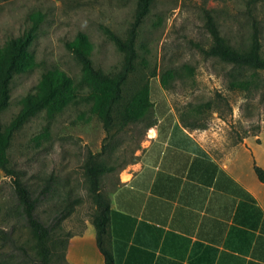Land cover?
Returning a JSON list of instances; mask_svg holds the SVG:
<instances>
[{"label":"rangeland","instance_id":"374dc122","mask_svg":"<svg viewBox=\"0 0 264 264\" xmlns=\"http://www.w3.org/2000/svg\"><path fill=\"white\" fill-rule=\"evenodd\" d=\"M245 3L246 0H155L140 26L136 42L138 64L125 87L130 93L147 83L152 106L143 122L118 132L115 128L106 132L90 109L88 89L77 85L81 68L66 50L65 42L83 32L90 42L94 66L106 73L116 72L122 55L103 28L124 36L135 0H0V45L20 35L29 25L30 15L40 12L44 16L25 70L10 84V100L1 113L2 124L9 123L17 113L24 96L37 91L43 73L64 72L77 86L58 111L43 110L30 119L15 135L9 150L12 163L33 190L38 191L47 179H52L53 190L42 198L36 210L43 223L52 224L66 191H71L72 198L81 203L74 211L82 210L91 217L94 204L88 196L82 168L89 152L99 153L98 160L114 166L113 171L102 176V191L110 198L120 180L127 178L126 165L141 160L150 145V130L155 126L176 128L183 124V118L207 125L223 121L229 130L234 127L240 134L264 129V72L245 71V77L253 81V92L231 90L224 77L229 67L206 58L197 47L210 43L203 26V8L213 11L221 34L230 44H247L250 28L244 15ZM256 6L263 27L264 55V0H258ZM185 64L193 68V73H188ZM166 69L175 73L168 89L161 85ZM207 101L215 103L212 109L196 113V106ZM14 206L9 178L0 170V231L9 232L14 226L15 244L23 245L33 257L30 231L13 212ZM2 244L0 238V255L13 254L12 264H38Z\"/></svg>","mask_w":264,"mask_h":264},{"label":"crops","instance_id":"0c3cea01","mask_svg":"<svg viewBox=\"0 0 264 264\" xmlns=\"http://www.w3.org/2000/svg\"><path fill=\"white\" fill-rule=\"evenodd\" d=\"M153 131L110 196L116 264H264V182L253 168L264 170V129L243 141L223 121ZM58 231L72 234L70 264H104L90 215L76 210Z\"/></svg>","mask_w":264,"mask_h":264},{"label":"trees","instance_id":"16d2710c","mask_svg":"<svg viewBox=\"0 0 264 264\" xmlns=\"http://www.w3.org/2000/svg\"><path fill=\"white\" fill-rule=\"evenodd\" d=\"M155 0H135L132 19L124 36L116 34L107 27L104 33L122 55L120 68L113 73H106L101 68L95 67L90 53L91 46L87 36L78 32L75 37L65 42L66 50L81 68V78L77 85L88 89L90 109L101 120L106 132L115 128L121 131L130 124L141 123L145 120L147 112L152 106L150 91L147 83L137 90L126 91L129 77L135 72L138 64L136 42L139 29L145 17L151 10ZM258 0H246L244 15L250 28L249 41L235 47L221 34L219 24L212 10L202 9L203 26L210 37L208 46L197 44L200 52L206 58H213L223 66H228L224 73L227 86L231 90L253 92V81L245 77V71L256 74L264 72V55L262 52L263 27L257 17ZM30 23L18 36L11 37L0 45V170L9 178L15 206L13 212L17 213L29 229L33 241L34 256L30 257L23 245H16L13 236L14 226L10 231H0V238L12 249L20 251L21 256L31 258L38 264H70L66 260V251L70 232L63 233L57 228L81 203L78 198H72L71 191H66V196L59 207L57 215L53 217L52 224L43 223L37 216L36 210L42 198L47 197L52 191V179H47L38 191L33 190L24 182L21 170L12 163L9 150L18 131L33 117L43 110L58 111L61 106L73 96L76 87L72 79L64 72L47 71L42 74L37 91L24 96L20 100L17 113L7 124H2L1 113L7 108L10 100V84L13 78L25 70V64L30 48L36 39L44 16L40 12L30 15ZM188 73H193V68L185 64ZM175 73L166 69L161 77L163 88L171 87V79ZM262 98L264 93H261ZM223 98H221L222 100ZM215 103L207 101L196 106V113L212 109ZM220 118H224L220 115ZM182 127L191 129H205L206 123L187 122L181 119ZM151 126V125H150ZM236 138L243 141L248 135H257L255 132L240 134L231 127ZM99 153H90L83 163V176L87 184L88 196L94 204L91 221L96 230V245L103 256L104 264H116L114 254L109 243L110 225V198L102 191V176L114 170V166L98 160ZM254 171L260 182H264V170L254 163ZM11 210V209H10ZM56 228V229H55ZM55 237V238H54ZM59 249V250H58ZM4 256V258H2ZM16 257V256H15ZM13 254L0 255V264H12ZM20 264V263H17ZM28 264V263H27Z\"/></svg>","mask_w":264,"mask_h":264},{"label":"bare ground","instance_id":"6f19581e","mask_svg":"<svg viewBox=\"0 0 264 264\" xmlns=\"http://www.w3.org/2000/svg\"><path fill=\"white\" fill-rule=\"evenodd\" d=\"M153 129L150 130V137L154 136L155 133H153Z\"/></svg>","mask_w":264,"mask_h":264}]
</instances>
